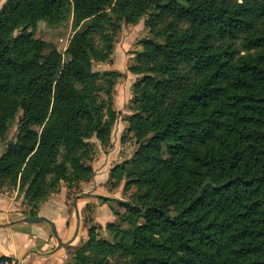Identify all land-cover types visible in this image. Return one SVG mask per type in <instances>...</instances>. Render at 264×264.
<instances>
[{"label": "trees", "instance_id": "trees-1", "mask_svg": "<svg viewBox=\"0 0 264 264\" xmlns=\"http://www.w3.org/2000/svg\"><path fill=\"white\" fill-rule=\"evenodd\" d=\"M69 12L64 60L34 30ZM142 18L127 119L140 145L110 170L136 200L114 199L124 213L108 240L91 227L65 264H264V0H6L0 141L21 118L0 155V193L22 187L34 217L61 183L92 177L89 141L109 140L119 76L92 65Z\"/></svg>", "mask_w": 264, "mask_h": 264}, {"label": "rangeland", "instance_id": "rangeland-1", "mask_svg": "<svg viewBox=\"0 0 264 264\" xmlns=\"http://www.w3.org/2000/svg\"><path fill=\"white\" fill-rule=\"evenodd\" d=\"M5 1L6 0L0 1V10L4 6ZM145 20L146 18H142L135 25L123 23L120 31L116 35L110 60L106 62H94L92 65V70L98 72L99 74L116 72L119 75L112 94L113 109L116 112L117 118L111 129L109 140L105 145H101L94 138L89 141L91 145V159L90 161H87V163L93 169L92 177L89 180L73 184L61 183L58 186L57 192L49 195V197L52 195L54 196L55 194H58L62 188H64V196L68 199L74 200L76 195H78L83 188L85 189V185L89 186L88 188L90 189L96 187L93 186L94 184H91V182L94 181L93 179L96 173L102 172L103 178L98 177L97 180V183H99V186H97L99 188H96L98 189L97 193L101 196L105 194L110 197V199H113L107 203L108 209H104L103 211L106 215L101 212L103 213L102 219H105L109 210L110 215L112 216V219L110 220H102V222L98 221L96 219L97 215L94 216V209H88L89 207L85 209L84 221L87 227L86 236H84L83 240L77 246L69 249L68 258L65 263L71 259L75 250L85 244L88 238V230L91 227L96 229L99 239L108 240L105 226L108 223H113L114 225L119 224L120 222L118 216L124 213V208L119 206L114 199L130 202H134L136 200V195L138 193L137 189L135 187L124 188L125 181L115 184L110 177V170L114 166L130 160L140 145L134 137V134L128 131L127 119L133 113V87L135 83L141 79V76L133 74L130 71V68L135 64V54L141 49L140 41L149 36L148 29L144 25ZM72 33V13L69 12L65 20L58 26L52 27L46 25L44 22H39L34 30V37L43 41L48 49H55L58 51L62 55L63 59L66 60V48ZM20 118L21 113H19L15 119L8 124L6 135L4 139L0 141V155L5 151L6 144L18 137L20 133L18 129V120ZM15 190L22 195L23 188L19 186L14 189L5 187L1 190V192L11 193ZM99 203L103 205L106 204L101 199L99 200ZM105 206L107 207V205ZM24 210V213L27 214L28 207L26 205Z\"/></svg>", "mask_w": 264, "mask_h": 264}, {"label": "crops", "instance_id": "crops-1", "mask_svg": "<svg viewBox=\"0 0 264 264\" xmlns=\"http://www.w3.org/2000/svg\"><path fill=\"white\" fill-rule=\"evenodd\" d=\"M102 175V172L96 173L91 182L96 187L90 189L85 185L74 200L66 198L62 188L38 207L34 217L47 218L54 225L57 238L52 234L50 223L23 220L32 216L24 213L23 197L17 190L0 193V257L12 258L16 264H64L69 249L86 236L85 209H94L98 221L112 219L109 210L102 219L104 209H108L107 203V207L99 203V197L108 196H101L96 189L98 177Z\"/></svg>", "mask_w": 264, "mask_h": 264}, {"label": "water", "instance_id": "water-1", "mask_svg": "<svg viewBox=\"0 0 264 264\" xmlns=\"http://www.w3.org/2000/svg\"><path fill=\"white\" fill-rule=\"evenodd\" d=\"M23 220H24L25 222H28V223L45 221V222H47V223H50V225H52V223H51L47 218L42 217V216H40V217H25ZM52 227H53V228H52V234H53L54 237L57 238V234H56V231H55V227H54V225H52ZM58 242L60 243L59 240H58Z\"/></svg>", "mask_w": 264, "mask_h": 264}, {"label": "built area", "instance_id": "built-area-1", "mask_svg": "<svg viewBox=\"0 0 264 264\" xmlns=\"http://www.w3.org/2000/svg\"><path fill=\"white\" fill-rule=\"evenodd\" d=\"M0 264H16V262L9 257H0Z\"/></svg>", "mask_w": 264, "mask_h": 264}]
</instances>
